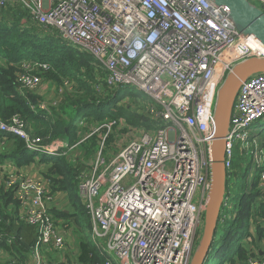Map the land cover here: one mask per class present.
<instances>
[{"label":"built area","instance_id":"built-area-1","mask_svg":"<svg viewBox=\"0 0 264 264\" xmlns=\"http://www.w3.org/2000/svg\"><path fill=\"white\" fill-rule=\"evenodd\" d=\"M246 1L264 14V0ZM15 4L26 19L55 28L62 43L92 56L108 87L129 88L144 101L147 127L124 118L106 120L76 143L99 137L92 174L79 188L91 219L88 236L105 256L104 264H191L212 184L218 92L237 63L264 57V45L211 0H0V9ZM26 65L17 82L21 90L33 91L41 83L36 71L48 64ZM38 105L46 108L44 101ZM263 116L264 71H259L248 75L233 97L225 136L226 186L236 172L234 149L250 139L255 133L250 125ZM127 128L138 133L120 142L116 133ZM113 133L117 151L105 158L101 147ZM0 134L18 136L27 150L47 156H62L60 149L67 147L30 136L16 114L9 122L0 120ZM252 149L251 165L264 168V142L254 140ZM1 171L21 208L17 217L35 227L29 264H48L42 251L65 252L66 244L48 211L44 184L11 166L2 165ZM257 183L263 190L264 170ZM230 195L223 196V218ZM13 254L0 248L7 264H24ZM241 264H264V244Z\"/></svg>","mask_w":264,"mask_h":264},{"label":"trees","instance_id":"trees-1","mask_svg":"<svg viewBox=\"0 0 264 264\" xmlns=\"http://www.w3.org/2000/svg\"><path fill=\"white\" fill-rule=\"evenodd\" d=\"M8 16H11V22L6 20ZM24 16L26 18L25 11L17 4L0 9V56H3L5 60L4 63L0 62V120L9 122L15 114L20 115L25 130L30 136H38L43 143L59 137L71 144L77 141L74 135L78 132V124L73 122V114L81 119V124L87 122L100 124L106 120H118L119 118H124L134 127L140 126V120L143 123H149L141 110L144 101L138 100V95L129 88L108 87L104 82L105 76L95 66L93 67L92 56L68 46L61 47L59 45L62 42L61 37L53 27L37 23L32 25L31 20L28 19L24 24L20 23V18ZM17 55L24 57L16 58ZM25 62L27 64L34 62L48 64V68H41L36 72L42 82L48 83V87H53L56 82V92L61 94V99L55 107L47 110L32 108L43 98L34 91L19 88L17 78L27 66ZM90 72H93V76H84L89 75ZM65 80L70 83L76 81L78 86L72 83L70 86H64ZM58 87L61 88V92L58 91ZM76 88L85 92V95L82 96ZM70 90H76L78 93L76 91L71 93ZM126 96L130 98L129 102L121 103L119 100ZM7 136L4 137L2 149L16 158L0 154V159L10 157L20 166L33 160L34 154L26 150L23 139L14 135ZM91 137H89L91 139L88 138L90 144L87 148L85 146L82 158L76 161L71 162L64 156L47 155H41L39 159L44 163L45 168L50 170V173H44L49 195L55 196L57 193H63L65 200L76 209L79 207L71 189V179L73 174L79 173L76 170L84 167V159L91 158L98 148L96 143L97 139L99 140L98 135ZM262 141L264 142V136ZM232 168L236 169V172L231 175V178L239 173L245 177L250 167L243 170L240 164L235 163ZM255 170L256 177L248 192H243L238 196L235 203L230 202V209L224 211V218L223 211L219 214L213 242L203 264H241L251 247L264 243V189L260 190L257 183L264 168ZM231 188V186H226L225 195H230ZM251 190H255L254 195ZM11 192L0 186V234L5 236L0 242V248L6 253L15 252L13 255H18L24 264H29L27 258L35 239V227L24 223L17 217L18 202ZM230 198L231 195L229 200ZM54 209H57L55 212L58 217L62 216L64 219L72 220L75 228L77 227L76 231L74 230L77 239H75V245L73 244L77 250L75 263L104 264L105 256L101 254L91 238L83 233L91 229L89 214H84L81 218L79 217L82 213L80 209L77 214H66L58 207ZM65 222L62 220L60 225L68 226ZM241 228L240 238L244 237V241L241 242L239 238L231 243L232 237L239 233ZM77 230H80V234ZM8 237L12 239L11 244L6 242ZM220 250L222 253H219ZM61 255L63 260L57 264L74 263L70 250L62 252ZM2 264H7V262ZM48 264H56V262L49 261Z\"/></svg>","mask_w":264,"mask_h":264},{"label":"water","instance_id":"water-1","mask_svg":"<svg viewBox=\"0 0 264 264\" xmlns=\"http://www.w3.org/2000/svg\"><path fill=\"white\" fill-rule=\"evenodd\" d=\"M223 6L244 33L252 34L264 45V14L246 0H211ZM264 71V57H250L237 63L225 77L217 96L215 107L214 140L211 149L212 184L204 213L201 239L195 249L191 264H203L210 251L222 200L226 188L224 168L225 136L234 94L239 84L250 74Z\"/></svg>","mask_w":264,"mask_h":264},{"label":"crops","instance_id":"crops-1","mask_svg":"<svg viewBox=\"0 0 264 264\" xmlns=\"http://www.w3.org/2000/svg\"><path fill=\"white\" fill-rule=\"evenodd\" d=\"M35 23L36 22L31 21V24L32 25L35 24ZM65 81L69 84V86L71 85V83L74 86H76V87L78 86V84H77L76 81H71V83L68 82L67 80H65ZM41 82H42V80H41ZM47 86H48V84H47ZM34 92L37 93V91H34ZM39 103H37L36 105L32 106V108L35 109L37 107V108L44 109V110H47L48 109L47 106H46V108L39 107V105H38ZM73 122L75 123L76 122V119L75 120L73 119ZM140 122H141V124H140L141 127H147L148 123L147 124L146 123H143L141 120H140ZM80 124H81V122H80ZM97 125L98 124L89 123V122L82 123L81 126H80V129H78V132H76V134L74 135V137L77 140L74 144H76L78 142V139L81 138L82 135L89 133L91 131V129L92 128H95ZM136 129H139V128H136ZM136 133H138V132H136ZM0 135H1L0 136V146H1V145H3V140L5 139L4 137H8L7 135H10V134H0ZM91 138H89V139H91ZM89 139H86V140L82 141L80 144H76L77 146H75V147L70 142L68 143L65 139H62V138H59V137L52 138L51 141H49L47 143H44V144H48V143H52V144L63 143V144H66L67 147L66 148H63V149H60V150L62 151L63 156L66 159H68L69 161L72 162V161L78 160L79 158H82V155L85 152V149L87 148V145L90 144V140ZM96 143H97V145L99 147V140L98 139H97ZM85 146H86V148H85ZM2 148L3 147L1 146L0 147V154L10 156V157H12L14 159L16 158L15 156L13 157L9 152L5 151ZM27 151L29 153L34 154V157H33V160L32 161H30L28 164H25L23 166H20V165L16 164V161L14 159H12L10 157H3V158L0 159V172H2L1 171L2 165L11 166L12 167V171H14V172H16L18 174L24 175V176H30L31 178H34V179L42 182L44 184L45 193L49 197V201H48V204H47L48 211L50 212V214L52 215V217L54 219V224L55 223L57 224L55 226L58 227L59 229H61L62 232H63V234L65 235V244H66V247L68 246V244L70 246L73 245V244L75 245V242H76L75 239H77V237L75 236L74 233H75L77 227L75 228V225L73 224V226L70 228V225H72L71 224L72 223V220H68V218L64 219L62 216H59L58 217L56 215V212H55L57 209H54V208H57L58 207L60 210H64L66 214H73V213L77 214L79 212L78 211L79 209H76L74 206H72L70 203H68L65 200V196H64L63 193H58V195H63L64 201H65L64 207L65 206L66 207L64 208L63 206H58L56 204L54 195H52V194L49 195V192L47 191V188H46L47 181L44 178V172H42L45 169V166L43 165L44 163H42V162L39 161L40 156L41 155H45V154H38V153H35V152H31L29 150H27ZM97 151H98V148L96 149V151L93 152V155L91 156V158L84 159V164H85L84 167L81 170H76L79 173L77 175H74L73 174V176H72V179H71V183H72L71 189H72V192L74 194V198L76 196V191L73 189V183H76V184H78L80 186V182H81L82 178H84V177L86 178V177H90L91 176V174H92V168H93V162H94V158H95V156L97 154ZM116 151H117V147H115L114 145L113 146H108L106 148V150L104 151V154L103 155H104L105 158H107V157L111 156L113 153H115ZM66 154H70V156H67ZM71 155L74 156V157H71ZM42 168H43V170H41ZM0 178H1V180H0V186H3L5 188V186H4V180H3V178L1 176H0ZM5 190H7V189L5 188ZM79 192H80V188H79ZM80 196H81V198L84 201V198L82 197L81 192H80ZM50 200H52V201L50 202ZM9 209H11V208L9 207ZM20 212H21V208H20V206L18 204L17 205V209H16V213L19 214ZM84 214H88V213L86 211H85V213L82 212L79 217L82 218V215H84ZM62 220H65L66 221L65 223L68 226H61L60 224H62ZM78 232H79V230H77V233ZM2 235H4V234H2ZM8 238H10V237H8ZM263 244L264 243H260L259 245L255 246V247L262 246ZM255 247H251L249 249L248 255L246 256V258L251 254V250L253 248H255ZM74 249H75V247H74ZM61 253L62 252H60L58 250H55V249L52 250V248H50L48 251L43 250L42 251V256L48 262L49 261L56 262V264H57L58 262H61L63 260V256L61 255ZM0 259H1L2 263H3V261H4V263L6 262V257L5 256L2 257V255H1L0 256ZM27 262H31L32 263L31 254L27 258ZM72 262L75 263V259Z\"/></svg>","mask_w":264,"mask_h":264},{"label":"rangeland","instance_id":"rangeland-1","mask_svg":"<svg viewBox=\"0 0 264 264\" xmlns=\"http://www.w3.org/2000/svg\"><path fill=\"white\" fill-rule=\"evenodd\" d=\"M7 7H13L12 5H8ZM11 16L7 17V21L11 22ZM26 18L25 16L22 17L20 19V23L25 22ZM22 44L24 45V42H22ZM61 47L65 48L67 47L64 43L60 42ZM28 48H30V46H28ZM31 49V48H30ZM20 57H24V56H20L17 55L16 58H20ZM0 62L4 63L5 60L3 58V56H0ZM27 64V62H25ZM84 76H93V72H90L89 75H84ZM48 83L45 82H41L39 87L34 88L33 91H37L39 96H42L43 101L45 102L46 106L48 109H50L51 107H55L58 103V101L61 99V94L57 93V88H56V82L55 84H53V87H48L47 86ZM76 90L82 94V96L85 95V92L83 91H79L78 88H76ZM76 90H70L69 92L74 93V91ZM58 91L61 92V88L58 87ZM76 91V92H77ZM77 92V93H78ZM123 94V91H122ZM40 101H42V99H40ZM121 103H127L129 101H127V98H121L119 100ZM72 118L75 120L76 119V123L78 124V129H80V118H77L74 114L72 115ZM250 130L255 132L251 135L250 139L248 141L245 142L244 145H242V143H240L241 145L238 146L237 148L234 149L233 151V165H235V163L240 164L241 169L245 170V168H249L247 173L245 174V177H242L241 173H239L236 177H232V185L230 184V186H232L231 188V198H230V202L231 203H235V201L237 200L238 196H240L243 192L247 193L249 188L251 187V185L253 184V180L255 179L256 176V170L253 168V166L251 165V151L252 149V145L254 143V140H257L259 143L262 144V138L264 136V132H262V130H264V116L262 118H259L257 120H255L251 125H250ZM136 130L135 129H125L122 130V132L120 133V131H118L116 133V135L118 136V134H120V142L122 140H124L125 138H127L130 134L135 135ZM257 133V134H256ZM115 138V133H113V135H108L107 141L104 143L103 141V145L101 147V150L104 154V151L106 150V148L108 146H111L113 139ZM114 145V142L112 144V146ZM246 149V150H245ZM256 154H260L259 151L256 149L255 151ZM67 156H70V154H66ZM63 156V155H62ZM71 157H74L71 155ZM257 158V157H256ZM259 158V157H258ZM262 159H264V156L261 157ZM43 170V168L41 169ZM236 170V169H235ZM50 170L48 168H45L42 172L44 173H50ZM1 180V178H0ZM73 189L76 191V196H75V202L78 205L80 211H82L83 213H85L86 211V207H85V203L83 201V199L80 196V192H79V185L76 183H73ZM252 195L255 194V190H251ZM55 198V202L58 206H63L65 205V201H64V197L63 195H58L55 194L54 196ZM52 200H50L51 202ZM229 202V204H230ZM66 207V206H65ZM64 207V208H65ZM73 226L70 225V228ZM239 233H237L236 235H234L231 239V243H234L236 240H238L240 238V236L242 235V228L238 231ZM84 234H86L88 236V234L90 233V230H85L83 231ZM79 234H80V230H79ZM73 240V239H72ZM240 241L243 242L244 241V237L240 238ZM53 250V249H52ZM66 250H70V255H71V259L73 260L74 257L76 256V249H74L73 245H69L67 247H65V251ZM111 257L115 260V262H119V259L115 256V254L112 251H109ZM219 253H222L221 250ZM0 264H2V261L0 259Z\"/></svg>","mask_w":264,"mask_h":264}]
</instances>
